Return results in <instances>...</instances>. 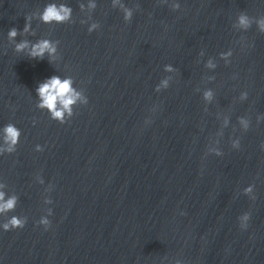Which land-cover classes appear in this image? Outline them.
Returning <instances> with one entry per match:
<instances>
[{"label": "clouds", "instance_id": "clouds-1", "mask_svg": "<svg viewBox=\"0 0 264 264\" xmlns=\"http://www.w3.org/2000/svg\"><path fill=\"white\" fill-rule=\"evenodd\" d=\"M70 14V9H67L63 6L60 8H57L55 5H50L46 8L42 19L46 22L50 21H64L68 18ZM130 15V13H129ZM240 23L242 25H247L248 21L246 17L241 16L240 17ZM262 29H264V22L261 23ZM10 36H15L16 31L13 29L10 34ZM26 46V44H20L17 45V49L21 50ZM52 52L54 51V48H52L48 41H41L35 46H33L31 55L32 56H42L45 51ZM71 81L70 80H63L61 81L58 77H52L50 80L46 81L45 83L41 84L38 88V93L42 97L43 104L42 106L48 107L54 117L60 118L62 117L63 113L61 111L56 110V103L59 101L65 109L68 108V106L73 103V96H72V89L70 87ZM6 140L11 144H15L18 132L17 130L12 127L8 126L6 128ZM11 151V147L8 149ZM0 200H2V194H0ZM15 200L10 199L6 203L0 204V211H4L7 209H12L14 207ZM245 220L248 219V216L246 215L244 217ZM47 223V221H44ZM12 226H21V221H19L16 218H13L11 220ZM5 228H8V225H5Z\"/></svg>", "mask_w": 264, "mask_h": 264}]
</instances>
